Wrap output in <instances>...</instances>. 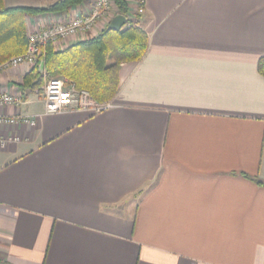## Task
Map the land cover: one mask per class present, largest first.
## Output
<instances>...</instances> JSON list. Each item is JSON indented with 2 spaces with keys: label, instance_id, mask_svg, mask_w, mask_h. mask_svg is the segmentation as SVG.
<instances>
[{
  "label": "crops",
  "instance_id": "0c3cea01",
  "mask_svg": "<svg viewBox=\"0 0 264 264\" xmlns=\"http://www.w3.org/2000/svg\"><path fill=\"white\" fill-rule=\"evenodd\" d=\"M143 7L148 46L120 64L110 108L44 114L21 86L33 66L0 73L22 95L0 113L36 119L0 125V264H264V0Z\"/></svg>",
  "mask_w": 264,
  "mask_h": 264
},
{
  "label": "trees",
  "instance_id": "16d2710c",
  "mask_svg": "<svg viewBox=\"0 0 264 264\" xmlns=\"http://www.w3.org/2000/svg\"><path fill=\"white\" fill-rule=\"evenodd\" d=\"M84 1L56 0L45 7H7L4 0H0V64L25 52L29 16L67 12ZM113 3L115 15L121 14L128 19L123 28L113 31L105 27L96 36L62 50L46 45L44 54L23 77L21 86L32 92L39 91L45 78L59 76L77 89L87 90L98 102L110 101L118 90L120 64L140 60L148 46V35L138 26L140 14L134 13V19L130 17L127 0H113ZM40 63L43 64L42 72L39 71ZM257 69L264 76V55L259 58ZM255 180L264 185L263 181Z\"/></svg>",
  "mask_w": 264,
  "mask_h": 264
},
{
  "label": "built area",
  "instance_id": "2783aa9c",
  "mask_svg": "<svg viewBox=\"0 0 264 264\" xmlns=\"http://www.w3.org/2000/svg\"><path fill=\"white\" fill-rule=\"evenodd\" d=\"M143 6L144 0L137 1L134 13L141 14L144 10ZM115 12L113 0H85L80 4V8L75 7L71 15L29 30L25 52L1 63L0 73L24 63L34 66L44 54V48L48 44L59 47L69 36L83 39L96 36L107 27L110 17H113ZM40 94L44 102V114L60 113L69 108L96 113L112 106L110 101H96L87 90L77 89L73 83L59 76L45 78ZM21 103L22 95L19 93L0 92V107L18 106ZM16 124L32 126L36 124V119L23 114L0 113V125Z\"/></svg>",
  "mask_w": 264,
  "mask_h": 264
},
{
  "label": "water",
  "instance_id": "95a60500",
  "mask_svg": "<svg viewBox=\"0 0 264 264\" xmlns=\"http://www.w3.org/2000/svg\"><path fill=\"white\" fill-rule=\"evenodd\" d=\"M128 19L124 15L121 14H116L113 16V18L109 21L107 25V30H113V31H118L120 30L126 23ZM39 69H43V64L40 63Z\"/></svg>",
  "mask_w": 264,
  "mask_h": 264
},
{
  "label": "rangeland",
  "instance_id": "374dc122",
  "mask_svg": "<svg viewBox=\"0 0 264 264\" xmlns=\"http://www.w3.org/2000/svg\"><path fill=\"white\" fill-rule=\"evenodd\" d=\"M115 9H116V7H115Z\"/></svg>",
  "mask_w": 264,
  "mask_h": 264
}]
</instances>
